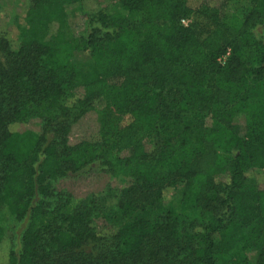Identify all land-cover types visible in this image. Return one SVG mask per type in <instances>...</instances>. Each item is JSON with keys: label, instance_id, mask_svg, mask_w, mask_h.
<instances>
[{"label": "trees", "instance_id": "obj_1", "mask_svg": "<svg viewBox=\"0 0 264 264\" xmlns=\"http://www.w3.org/2000/svg\"><path fill=\"white\" fill-rule=\"evenodd\" d=\"M22 1L24 19L51 18V0ZM75 1L85 31L68 47L0 35V201L9 217V226L0 218V264H249L237 245L258 246L255 264H264V185L251 172H264V0H246L238 25L218 18L227 0H115L141 13L134 23L105 0ZM196 13L204 24L179 23ZM82 64L117 83L97 74L73 83ZM100 100L120 112L111 161L99 153L97 117L93 139L70 138ZM28 122L38 129L15 127ZM91 165L131 181L116 196L77 201L57 189ZM178 182L179 208L197 210L196 222L164 200ZM114 211L125 217L119 227Z\"/></svg>", "mask_w": 264, "mask_h": 264}, {"label": "rangeland", "instance_id": "obj_2", "mask_svg": "<svg viewBox=\"0 0 264 264\" xmlns=\"http://www.w3.org/2000/svg\"><path fill=\"white\" fill-rule=\"evenodd\" d=\"M115 0H105V4L113 11L120 13L126 22L134 23L141 19V13L119 7ZM24 2L22 0H0V35H3L10 43L15 44L16 41H39L53 48L68 47L74 38L81 36L85 31L84 19L80 17L77 2L75 0H51V18L47 21L40 22L36 20L24 19L22 13L24 10ZM92 4L89 6L91 7ZM249 8L246 0H227L218 12L220 21L238 25L241 21L243 13ZM187 23L197 27L204 24V18L200 14H193L187 18ZM99 75L107 81L108 87L117 83L114 77H110L103 70H93L90 65L82 64L75 69V78L73 83H79L84 76ZM69 87L65 88V92H69ZM96 117L99 122L100 133L103 139L102 146L99 150L100 155L106 160H113L116 154V148L113 140V129L116 121L120 117V112L108 106L104 100L98 101L92 111L87 112L80 118L70 130V138L73 139H93L96 136ZM204 125L210 127L209 118H203ZM16 129L37 130L38 127L32 122L26 124L15 125ZM219 155H229L217 150ZM96 165H91L76 174H70L66 178L57 182L56 187L62 191L68 192L74 200L82 199L86 196H98L109 192L111 196H116L120 190L130 183V179L126 176L117 178H109L103 173H97ZM253 178L257 184L264 185V172L252 170ZM183 184L178 182L173 189L163 192L164 200L171 198L173 205L177 209L180 217L194 220L197 219V210L180 209V198ZM60 200L56 205L62 203ZM0 218L2 223L7 222L9 226V217L6 213L5 205L0 201ZM109 222L116 227L121 226L125 217L119 212H111L109 214ZM101 220V219H97ZM96 223V222H95ZM25 222L19 224L14 232V244L23 229ZM96 226H108L99 222ZM261 236L258 244L262 242ZM239 241L236 243L238 244ZM7 239L3 238L0 242V261L4 260L7 251ZM234 255L237 258L245 259L249 264H255L258 253V246L246 250H239L238 245L234 248Z\"/></svg>", "mask_w": 264, "mask_h": 264}, {"label": "built area", "instance_id": "obj_3", "mask_svg": "<svg viewBox=\"0 0 264 264\" xmlns=\"http://www.w3.org/2000/svg\"><path fill=\"white\" fill-rule=\"evenodd\" d=\"M179 23L181 25L185 26L187 24V19H180ZM226 56H227V52H226V54L224 56H222L220 59H218V62L220 64H222Z\"/></svg>", "mask_w": 264, "mask_h": 264}]
</instances>
